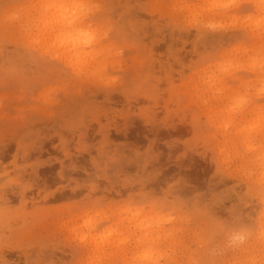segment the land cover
Returning <instances> with one entry per match:
<instances>
[{
	"label": "rangeland",
	"instance_id": "rangeland-1",
	"mask_svg": "<svg viewBox=\"0 0 264 264\" xmlns=\"http://www.w3.org/2000/svg\"><path fill=\"white\" fill-rule=\"evenodd\" d=\"M209 2L0 0V264H264V12Z\"/></svg>",
	"mask_w": 264,
	"mask_h": 264
},
{
	"label": "snow or ice",
	"instance_id": "snow-or-ice-1",
	"mask_svg": "<svg viewBox=\"0 0 264 264\" xmlns=\"http://www.w3.org/2000/svg\"><path fill=\"white\" fill-rule=\"evenodd\" d=\"M238 3L237 0H211L210 4L208 5L209 10H224V9H230V8H234V7H238ZM91 5L86 4V3H74L71 5V8L74 10H79L81 13H83L86 9L90 8ZM184 7H187V5H185ZM258 7L262 10V12H264V0H260V3L258 4ZM190 14V18L191 21L193 23H199L201 17L204 15L201 11H191L189 12ZM75 11L72 12V16L75 18ZM67 18V17H65ZM239 21H234V23H238ZM257 26L264 31V15H262L260 17V19L257 21ZM207 27L211 28V29H216L217 27L223 28V25H215V24H209L207 25ZM81 35H88L87 33H81ZM252 66L254 68L258 67L262 78H264V47H262L260 49L259 55L253 58L252 61ZM260 93L262 95H264V88H261ZM244 102L243 98H240V100L238 101L237 105H234V107H239L240 104H242ZM227 120L224 119L222 120L221 123V127L226 126ZM255 127H260L261 130H264V113H262L259 123L256 125H253V128ZM139 217V212L133 213L131 216L132 220H137ZM96 222V217L95 216H87L84 219V225L91 227L94 225V223ZM142 223V221H141ZM75 231V230H74ZM77 235L79 236L80 239H86V234H80L77 233Z\"/></svg>",
	"mask_w": 264,
	"mask_h": 264
},
{
	"label": "bare ground",
	"instance_id": "bare-ground-1",
	"mask_svg": "<svg viewBox=\"0 0 264 264\" xmlns=\"http://www.w3.org/2000/svg\"><path fill=\"white\" fill-rule=\"evenodd\" d=\"M259 10V9H258ZM259 11H261V10H259ZM73 24L74 23H71V25L73 26ZM251 24V23H250ZM247 25V24H246ZM257 25V24H256ZM253 26V25H252ZM75 28V27H74ZM253 28V27H252ZM87 44H89V40H84L83 41V39H82V41H80L79 42V40H75V43H74V47H75V49H78V47L80 46H82V47H84V45L87 47ZM77 47V48H76ZM83 49V48H82ZM104 52V49L102 50V53ZM86 55V54H85ZM83 56H84V54H83ZM87 57V56H86ZM84 59H85V56H84ZM84 59H82V62H86V65L88 64V61H87V58L84 60ZM84 60V61H83ZM85 64V63H84ZM84 64L82 63V70H84L86 67H84ZM131 216H132V213H126V217L123 219V221L124 222H126V223H128L129 225H130V228H131V226H132V224H134V222H136L137 220H132L131 219ZM145 217L144 216H142V215H139V218H138V221L136 222V223H138V224H136L138 227H140V228H143L144 227V222H148L149 220H147V219H144ZM141 221H142V223H141ZM73 222V221H72ZM129 225H128V227H129ZM149 235H153V234H151V231L149 230ZM149 235H147V236H144L143 238H140L139 240H137V243H139V244H144V246H148V248L150 247V244H155L156 243V245L158 246L159 244V242L162 240V238L164 237V231L162 232V234L161 235H159L158 234V236L156 237V239H157V241L156 240H154L153 239V237H152V239L151 238H148L149 237ZM126 239V238H125ZM125 239L124 240H122V242L125 244ZM121 249V256H120V259H121V261H122V264H134V262H137V261H144V260H147V262H149V261H151L152 260V256H150V255H147V256H144V255H139L138 253H135V254H133V256H132V261H129V260H127V259H129V258H127V255H129L131 252L130 251H128V249H126L127 251H125L124 252V250L122 251V247L120 248ZM132 254V253H131ZM124 256V257H123ZM163 255H161V257H162ZM153 257H154V255H153ZM115 258H116V256H115ZM115 258H113V261H115L116 262V259ZM139 264V263H138ZM141 264H144V263H141ZM234 264H236V263H234Z\"/></svg>",
	"mask_w": 264,
	"mask_h": 264
},
{
	"label": "clouds",
	"instance_id": "clouds-1",
	"mask_svg": "<svg viewBox=\"0 0 264 264\" xmlns=\"http://www.w3.org/2000/svg\"><path fill=\"white\" fill-rule=\"evenodd\" d=\"M209 4H210V2L209 3H201V4H186L187 5L186 10L188 12H191L193 10L201 11L204 15H206L210 11L209 7H208Z\"/></svg>",
	"mask_w": 264,
	"mask_h": 264
}]
</instances>
